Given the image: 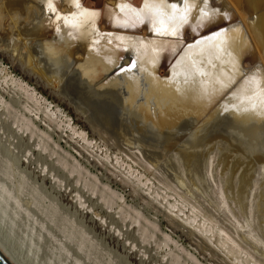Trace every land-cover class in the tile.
Returning <instances> with one entry per match:
<instances>
[{
    "label": "bare ground",
    "instance_id": "bare-ground-1",
    "mask_svg": "<svg viewBox=\"0 0 264 264\" xmlns=\"http://www.w3.org/2000/svg\"><path fill=\"white\" fill-rule=\"evenodd\" d=\"M135 1L107 0L101 9L85 4V0H0V40L8 42L13 54H17L29 68L38 69L36 72L48 82L52 81L53 86L57 83L64 91L71 88L78 98L77 101L73 97L76 102L72 99L78 109L89 113L90 123L96 126L94 129L114 142L101 136L103 139L113 144L116 142L119 148L127 147L131 156L144 162L141 166L160 168V164L163 166L164 162H169L173 170L171 177L184 188L182 191L197 187L195 176L202 175V171L208 176L212 174L220 151L222 164L226 169L228 166V171L231 167L230 177L228 173V179L223 176L227 180L225 188L220 189L215 180L210 182L216 185L213 193H216L218 205H222L220 209L224 208L222 212L225 210V213L226 209L232 212L228 209L226 194L223 195V192L231 191L237 195L238 206L242 204L247 210L249 207L250 212L258 210L264 218V181L261 180L264 177V0H244L245 12L253 14L250 19L243 8L233 11L226 0H139V4ZM239 15L241 19L231 20L235 16L240 18ZM224 19L230 21L227 26L194 40H186L187 34L201 33L205 27ZM157 28L159 32L155 30ZM174 30L176 35H172ZM165 63L169 65L167 73L162 72ZM129 65L134 67L129 68ZM45 106L51 117H63L62 111L51 103L47 102ZM209 107H212L210 112L203 116ZM66 118L64 122L73 133L94 145V141L88 140L87 135ZM173 151L177 152V156H173L174 159L178 157L179 165L173 164L175 160L172 162L169 157ZM226 169L223 170L228 172ZM132 172H129L131 176ZM159 173L153 174L161 180L162 176L157 177ZM169 173L165 172L163 178ZM141 176L137 179L142 184ZM186 177L192 182L191 186ZM147 180L143 181V189L149 185ZM167 180L168 184L172 179ZM197 189L200 190V185ZM202 193L200 199L203 200L205 193ZM184 195L193 205L190 192ZM176 201L173 202L176 204ZM230 201L228 203L234 205ZM175 204L170 201L169 213L186 226L196 228L195 237L201 236L199 240H204L201 244L202 247L205 245L204 249L216 252V255L217 251L226 254L224 256H228L230 264H244L238 255L242 250L246 251L244 254L253 251L254 255L246 256L251 255L255 264L258 259L264 264V231L261 230L259 236L256 230H248L244 226L245 219L242 226L239 225L241 220L232 222L236 224L234 234L222 229L221 224L216 229L215 225L219 223L214 226L211 223L215 229H209L205 224L208 221L199 225L195 213L196 218L183 217L185 211H179L181 208L178 210ZM207 209L205 214H208ZM228 212L224 217L232 216ZM219 217L222 216L219 214ZM234 217L237 216L229 219L234 221Z\"/></svg>",
    "mask_w": 264,
    "mask_h": 264
},
{
    "label": "rangeland",
    "instance_id": "rangeland-1",
    "mask_svg": "<svg viewBox=\"0 0 264 264\" xmlns=\"http://www.w3.org/2000/svg\"><path fill=\"white\" fill-rule=\"evenodd\" d=\"M106 1L85 0L84 3L103 9ZM138 1L135 3L139 4L140 1ZM245 2L244 0H226L225 3L237 12L244 9ZM247 13L246 16L250 19L253 14L250 11ZM246 16L244 17L247 20ZM234 18L231 20L241 19V16ZM229 22L226 19L214 22L204 30L202 29L201 33L187 34L186 40H194L215 29L223 28ZM3 42L0 40V239L20 264H230L228 256L225 257L226 254L217 251L218 255H216V252L212 253L206 248L205 250V245L202 247L204 240L201 241L200 235L198 238L195 237L196 228L186 226L181 219L177 220L178 218L169 213L170 201L175 204L173 201L176 200L178 201L175 206L179 207L178 210L181 208L182 210L179 211H185L182 214L183 217L193 218L195 213L198 216L197 220L200 221L199 225L204 224L203 221H210L205 223L208 224L209 229L210 227L213 230L216 227L218 229L221 224L222 229L234 234L236 224L233 223H239L241 220L239 225L242 226L245 223L244 226L248 230L254 232L256 230L255 233L259 236L264 235V218L261 213L258 210L254 211L255 209L250 212V208L248 207V211L242 204L238 206L240 202L236 200L237 195L234 192L226 191L228 194L223 192V195L224 193L227 195L224 197H227L225 199L228 201L231 200L230 203L238 204L234 207L226 201L228 209H231L229 211L232 212L229 213L227 209L226 211L232 216L236 215L237 217H234L236 221H232V216L224 217L227 212L225 213V210L224 213L222 212L224 208L220 209L222 205H218L216 193L214 195L213 191L218 183L217 186L220 185V189L225 188L226 179L231 174V167L228 171V166L226 169V166L222 164L220 151L217 153L219 158L216 156L219 161H215L212 174L208 176L205 171H202L200 174L205 175V180L202 175L195 176L194 184L196 186L199 184L200 190L197 189L198 185L195 187L197 190L195 188L192 190L195 191L193 194L192 191H182L184 188L177 181L174 182L176 180L174 177L175 180L171 177L173 170L169 162H164L163 166L160 164L162 168H151V166L147 168L146 164H144L145 167L141 166L142 160L138 162L136 157L127 152L128 149L125 146L126 150L120 147L123 152H126L124 155L122 151L120 152L119 146L115 145L116 142L112 143L114 140L112 141L100 130L97 131V128L94 129L96 126L93 123L94 127H92L90 114L87 113V115L78 109L75 104L78 98L71 88L64 91V88H60L57 83L53 86L52 81L48 82L39 72H36L37 68V70L29 68L17 54H13L8 47V42ZM168 67L169 65L162 67V72L167 73ZM12 78L17 81L14 82ZM67 91L73 93V96L69 93L66 96ZM47 102L54 105L55 109L59 108L63 117L56 118L51 117V114L48 115L45 106ZM210 108L212 107L206 109L203 116L210 112ZM66 117L71 119L77 130L87 135L88 140L94 141V145H89L83 137L73 133L74 131L64 122ZM101 136L108 137L106 139L112 142H108ZM96 143L98 146H95ZM117 149H119L118 153ZM175 153L177 152L173 151L169 157H172L173 161L170 158L172 162L175 160L173 164L179 165ZM173 155H176L175 159ZM116 160L119 161L116 163ZM149 168L152 170L149 171ZM222 170L225 173H222ZM130 171H133L132 176L131 173L129 174ZM127 172L130 175L127 174L128 177H126ZM163 172L169 174H165L163 178ZM153 173H159L157 177L162 176L159 178L161 180L156 179ZM140 175H142V184L146 178L148 179L149 185L145 186V189L138 180ZM167 178L172 179L168 184ZM214 180L215 186L211 184ZM261 180L264 181V177ZM186 181L191 186L190 179L186 177ZM203 188H207L208 195V191ZM180 191L181 193H178ZM200 191L205 193V196L202 193L203 200L200 199ZM182 192L186 194L190 192L189 198L190 200L192 198L193 205L187 201V196ZM210 192L214 195L213 197ZM180 194L186 197L183 198ZM164 195L168 197L164 198ZM232 196L235 197L232 198ZM194 197L196 201L200 199L206 202L200 200L196 202ZM206 198L208 201L205 200ZM179 200L181 202L183 200V205ZM212 203L214 206L209 205ZM201 204L205 205L201 207ZM192 206L195 209L199 206L196 209L197 212H194ZM205 207L208 208V214L206 213L208 216L205 214ZM199 209L201 212H198ZM255 212L258 213L255 214ZM247 213L252 223H249ZM219 214L222 217H219ZM243 215L245 216L242 218ZM230 222H233V229ZM211 223L213 226L219 224L213 228ZM229 226L232 231L228 228ZM245 249L248 251V248ZM249 250L251 251L250 248ZM245 252L242 250L241 255H238L239 259L241 258L240 261L243 260L246 264L250 259L252 260L250 263L254 261L253 264H255L256 261L250 257L251 255L246 256V254H253V251L244 254ZM257 261V264H262L259 259Z\"/></svg>",
    "mask_w": 264,
    "mask_h": 264
},
{
    "label": "water",
    "instance_id": "water-1",
    "mask_svg": "<svg viewBox=\"0 0 264 264\" xmlns=\"http://www.w3.org/2000/svg\"><path fill=\"white\" fill-rule=\"evenodd\" d=\"M0 264H20L10 251L0 242Z\"/></svg>",
    "mask_w": 264,
    "mask_h": 264
},
{
    "label": "snow or ice",
    "instance_id": "snow-or-ice-1",
    "mask_svg": "<svg viewBox=\"0 0 264 264\" xmlns=\"http://www.w3.org/2000/svg\"><path fill=\"white\" fill-rule=\"evenodd\" d=\"M175 7V5H173V8ZM56 10L55 9H53V12H55ZM156 31H160V29L159 28H157V29H155ZM172 35H176V32H175V30L172 32ZM213 35H219V33H214ZM200 42L199 41H197V44H199ZM131 67H134V65H129V68H131ZM121 71H124V69H121Z\"/></svg>",
    "mask_w": 264,
    "mask_h": 264
}]
</instances>
